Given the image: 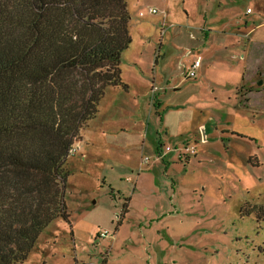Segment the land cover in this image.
<instances>
[{
  "label": "rangeland",
  "instance_id": "obj_1",
  "mask_svg": "<svg viewBox=\"0 0 264 264\" xmlns=\"http://www.w3.org/2000/svg\"><path fill=\"white\" fill-rule=\"evenodd\" d=\"M127 1L133 41L122 56V76L134 91L137 82L162 86L160 111L148 93L134 116L110 115L129 130L126 145L111 147L116 163L101 158L102 145L75 143L67 164L70 221L56 218L25 264H264V225L241 212L264 203V0ZM207 2L211 39L201 45ZM189 50L188 65L202 56L196 77L181 72L164 88L166 64ZM202 117L200 135L193 124ZM160 130L166 144L189 143L196 155L173 162L154 155ZM185 135L189 142H182ZM252 153L258 160L250 162Z\"/></svg>",
  "mask_w": 264,
  "mask_h": 264
},
{
  "label": "trees",
  "instance_id": "obj_2",
  "mask_svg": "<svg viewBox=\"0 0 264 264\" xmlns=\"http://www.w3.org/2000/svg\"><path fill=\"white\" fill-rule=\"evenodd\" d=\"M130 21L127 0H0V264H25L70 221V150L108 87L128 88ZM241 212L264 225V203Z\"/></svg>",
  "mask_w": 264,
  "mask_h": 264
},
{
  "label": "crops",
  "instance_id": "obj_3",
  "mask_svg": "<svg viewBox=\"0 0 264 264\" xmlns=\"http://www.w3.org/2000/svg\"><path fill=\"white\" fill-rule=\"evenodd\" d=\"M199 27H200V25L198 26V30L201 31ZM201 32L204 34L203 36H205V41L201 42V45H203L205 42H207V39H208V41H209V39H211V36H209L210 33H208V32H210V29L207 32L206 31H201ZM250 32H252V30ZM192 52H193V50H189L188 53L184 52L185 54L183 53V55H187V54L189 55ZM183 55L179 56L173 62L167 63L166 64L167 66L165 68V69H167L166 71H169L171 69H175L177 66V63H179V59L181 60ZM198 56H196L194 58V60ZM157 62H158V57H156V63ZM202 66H203V63L201 64L200 67H202ZM124 81L128 84L127 89H124V88L119 87V86L118 87H116V86L108 87L106 94L100 103L98 114L93 119L89 120L87 125L83 128L84 131L85 130H93V131L89 135H88V132H86L84 134V136H83V133L81 131V137L79 140H77L80 142L87 143L89 145V147L92 149L93 148L98 149L100 147V145H102L103 146V152L105 153L106 156L101 157V158L105 159V157H107V159H108L107 161H109L111 163H116V161L114 160V157L112 156V153H111V147L114 146V148H115V147H120V146L126 145L127 142H125L123 140V138L127 137L129 130H128L126 124H120L118 126H115L110 121V115H111V117H113L115 114H117V115H115V118L117 116L122 117L124 113H126V116H131V115L134 116L135 114H133V111H135V110L141 111L142 109H144L146 103H144V100L142 97H145L149 93V90L153 84V83H151L150 85L143 86L142 83L137 82V84H135L137 86V89H136V91H134L133 87H132V83L128 82L127 80H124ZM242 95H243V92H242ZM241 97L243 99V96H241ZM250 100L251 99H248L246 102H249ZM150 103H151V101H150ZM160 104H161V93L159 94L158 100L155 104L158 113L160 111V109H159ZM129 112H130V114H129ZM195 112L197 114H199L198 111H195ZM96 121H98L97 124L93 123ZM204 121H205V118L202 117L201 120H197L196 122H194L193 129L195 130L196 134L199 133L200 135H202L201 132L204 131V129L206 128V126L204 127V125L202 124V123H204ZM165 130L168 133L169 130L171 131V128L168 129V127H166ZM94 133H98L99 138L94 139V137H93ZM186 136L187 135H185L183 137L182 142L185 141L184 138ZM206 137H207L206 134H204V140L203 141H206V139H207ZM158 138H159V136L156 137V140L154 142L155 146L157 144ZM186 138H187L186 141L189 142V140L192 138V136L189 135ZM142 145H143V148L148 147L147 142H145L144 140L142 142ZM151 149L155 155V153H157V147L155 149H153V148H151ZM82 155H83V157L89 156L87 149L85 150L84 153H82ZM72 156H75V155H72ZM252 157L255 158L256 155H254L252 153L250 158H252ZM70 158H73V157L70 156ZM70 158H69V160H70ZM176 158L182 159V158H180L178 152L172 151L171 153H169L167 155V157L165 159H167V161H169V162H173L176 160ZM186 158L189 161L191 160L190 157H186ZM250 158H249V160H250ZM156 163H159V161H156ZM145 165L142 166V159H141L140 165H139V171L141 169H143ZM155 169H157V167H155ZM127 203H128V210H129V201Z\"/></svg>",
  "mask_w": 264,
  "mask_h": 264
},
{
  "label": "built area",
  "instance_id": "obj_4",
  "mask_svg": "<svg viewBox=\"0 0 264 264\" xmlns=\"http://www.w3.org/2000/svg\"><path fill=\"white\" fill-rule=\"evenodd\" d=\"M208 2H210L211 4H215L216 0H208ZM207 2L206 5H204L201 9L203 15H204V19L202 21V24L200 25V29L202 31H208L209 30V26H207L208 21H207V17L209 16V3ZM208 5V8H207ZM151 13H155L156 9H150ZM187 55H183V57L181 58V60L179 61L177 67L175 69H172L170 71H167L164 73V75L161 77L162 78V84L164 88H168L171 85V81L174 80V78L180 74L181 72H183L185 74V76L187 78H194L196 77V70L201 66L202 64V56L199 55L194 62L191 65H188L185 62ZM163 88V89H164ZM162 90V86H160L157 82H153L150 90H149V94L151 96L150 100H151V104L155 105L156 101L158 100V96L160 94V91ZM164 133L163 130L159 131V138H158V148H157V155L159 158L165 159L167 157V155L169 153H171L172 151H176L179 153L180 158L184 159L186 157H190L191 155H195L197 153V148L194 145H191L189 143H186V145H183L181 147H173L170 144H166L162 139H161V134ZM76 147L73 146L72 149L70 150L71 154H75L76 153ZM187 159V158H186ZM150 161V157L146 156L142 159V166L145 164H148ZM109 235V232L103 231L101 233L102 237H107Z\"/></svg>",
  "mask_w": 264,
  "mask_h": 264
}]
</instances>
